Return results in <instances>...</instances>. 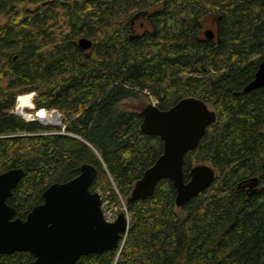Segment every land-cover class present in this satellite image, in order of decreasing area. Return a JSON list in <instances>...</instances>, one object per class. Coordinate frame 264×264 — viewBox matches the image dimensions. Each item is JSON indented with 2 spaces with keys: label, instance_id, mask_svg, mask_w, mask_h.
Returning <instances> with one entry per match:
<instances>
[{
  "label": "trees",
  "instance_id": "obj_1",
  "mask_svg": "<svg viewBox=\"0 0 264 264\" xmlns=\"http://www.w3.org/2000/svg\"><path fill=\"white\" fill-rule=\"evenodd\" d=\"M263 59L264 0H0V173L24 170L6 202L25 218L90 163V191L118 208L121 197L128 227L117 248L74 264H264V86L243 91ZM27 93V113L56 109L62 124L15 113ZM137 96L159 109L194 96L216 113L182 166L184 181L204 162L214 179L181 206L168 178L128 201L163 149L140 130ZM34 258L14 251L0 264Z\"/></svg>",
  "mask_w": 264,
  "mask_h": 264
},
{
  "label": "water",
  "instance_id": "obj_2",
  "mask_svg": "<svg viewBox=\"0 0 264 264\" xmlns=\"http://www.w3.org/2000/svg\"><path fill=\"white\" fill-rule=\"evenodd\" d=\"M203 34L208 39L215 36L211 28H206ZM77 44L87 50L92 40L80 36ZM258 86H264V59L243 91ZM141 115L140 130L159 135L163 149L134 182L128 201L150 196L157 182L168 178L175 188V204L181 206L205 190L214 179V168L198 163L192 166L189 179L184 181L182 166L186 152L197 146L206 127L216 120V113L201 99L188 96L167 109L148 103L141 109ZM31 120H36V116ZM95 173L92 164L83 163L75 177L65 182H53L45 188L43 201L21 218L16 216L15 208L6 199L24 170L11 168L1 172L0 254L30 251L35 258L29 264H74L82 255L117 248L127 232L128 217L119 211L113 221L104 219L100 195L89 189Z\"/></svg>",
  "mask_w": 264,
  "mask_h": 264
},
{
  "label": "bare ground",
  "instance_id": "obj_3",
  "mask_svg": "<svg viewBox=\"0 0 264 264\" xmlns=\"http://www.w3.org/2000/svg\"><path fill=\"white\" fill-rule=\"evenodd\" d=\"M29 95H22L17 97L16 108L19 114L23 115L26 119H32L33 116L31 113L24 112L23 107L28 106L30 103L27 102L29 100ZM31 100V99H30ZM36 119L41 121L42 123H50V124H58L57 114L55 111H52L50 114L46 113L43 109L37 110Z\"/></svg>",
  "mask_w": 264,
  "mask_h": 264
},
{
  "label": "rangeland",
  "instance_id": "obj_4",
  "mask_svg": "<svg viewBox=\"0 0 264 264\" xmlns=\"http://www.w3.org/2000/svg\"><path fill=\"white\" fill-rule=\"evenodd\" d=\"M210 18L209 17H206L205 18V22H204V24H203V26H204V28L206 29V28H212V26H210V20H209ZM213 29V28H212ZM29 96V100L27 101V102H29V103H31V106L29 107V106H25V108H24V111L25 112H27L26 110H33V104H32V102H31V100H30V98H32L31 96H32V94L31 93H27ZM22 95H26V94H22ZM22 95H19V96H22ZM130 101V103H132V104H134V103H137V104H141L142 106H144V105H146L147 103H152V104H155V100L153 99V98H150L149 99V101H145V99H143V98H141V96H137L135 99H133V100H129ZM44 110V109H43ZM14 112H16L18 115H20V116H22L21 114H19L18 113V111H17V109H16V106H15V108H14ZM52 112V110H48L46 113H48V114H50ZM29 113V112H28ZM32 114V116L34 117L35 116V114H36V112H34V113H31ZM57 120H58V124H50V123H42L41 121H39V120H37V121H39L40 123H42V124H44V125H51V126H60L61 124H62V122H61V120H62V114L59 112V111H57ZM204 164H207V165H210L209 163H207V162H204ZM124 202V201H123ZM121 204H122V202H121Z\"/></svg>",
  "mask_w": 264,
  "mask_h": 264
},
{
  "label": "built area",
  "instance_id": "obj_5",
  "mask_svg": "<svg viewBox=\"0 0 264 264\" xmlns=\"http://www.w3.org/2000/svg\"><path fill=\"white\" fill-rule=\"evenodd\" d=\"M44 111L47 112L48 110H44ZM52 111H55L57 113L56 110H52ZM98 194L100 195V199H101L100 209H101L102 215L106 221H113L116 218V215H117L119 210L124 211V213L127 215V213H126L127 208H126V205L123 202L121 197H120V199H121L122 205H121V208H118V206L112 204L109 201V199L105 198L102 195L101 191H98Z\"/></svg>",
  "mask_w": 264,
  "mask_h": 264
}]
</instances>
